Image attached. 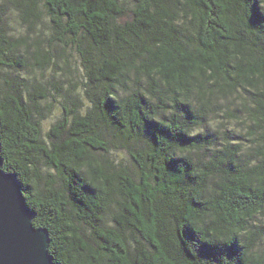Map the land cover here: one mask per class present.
<instances>
[{
  "label": "trees",
  "instance_id": "16d2710c",
  "mask_svg": "<svg viewBox=\"0 0 264 264\" xmlns=\"http://www.w3.org/2000/svg\"><path fill=\"white\" fill-rule=\"evenodd\" d=\"M0 158L53 264H264V0H0Z\"/></svg>",
  "mask_w": 264,
  "mask_h": 264
},
{
  "label": "water",
  "instance_id": "95a60500",
  "mask_svg": "<svg viewBox=\"0 0 264 264\" xmlns=\"http://www.w3.org/2000/svg\"><path fill=\"white\" fill-rule=\"evenodd\" d=\"M1 166L0 158V264H53L48 232L33 226L35 215L17 177L5 173Z\"/></svg>",
  "mask_w": 264,
  "mask_h": 264
},
{
  "label": "rangeland",
  "instance_id": "374dc122",
  "mask_svg": "<svg viewBox=\"0 0 264 264\" xmlns=\"http://www.w3.org/2000/svg\"><path fill=\"white\" fill-rule=\"evenodd\" d=\"M9 21H10L9 24H13L14 26L18 27V25H17L18 19L17 18H15V17L12 18L11 17V19ZM40 21L42 22V24H44L47 21V19H46V17H43V18L40 19ZM40 24H38V26H41V31L44 34L46 32L45 26H43L42 24L40 25ZM38 75L39 74H37V76ZM50 93L52 94L53 99L55 101V102H52L53 99H49V103H52L51 105H53L52 109H53L54 113H53V115H50V117L44 123H42V132H43L44 136L48 133V131L50 130L51 125L56 121V118L58 117L59 112H60V109H59L60 107L57 104L58 101H59V97H58L57 93L53 89H51ZM124 159H128V158L127 157L126 158H122L121 160H124Z\"/></svg>",
  "mask_w": 264,
  "mask_h": 264
},
{
  "label": "clouds",
  "instance_id": "9594fccd",
  "mask_svg": "<svg viewBox=\"0 0 264 264\" xmlns=\"http://www.w3.org/2000/svg\"><path fill=\"white\" fill-rule=\"evenodd\" d=\"M124 95H126V93H121V96H124ZM156 131H163L162 129H159V127L158 126H156V125H149V132L150 133H154V132H156ZM220 238V236H219V233H216V234H214L213 236H211V237H209V240H210V242H216V240L217 239H219ZM219 250H223V248H222V246H220V249Z\"/></svg>",
  "mask_w": 264,
  "mask_h": 264
},
{
  "label": "snow or ice",
  "instance_id": "6c2138e0",
  "mask_svg": "<svg viewBox=\"0 0 264 264\" xmlns=\"http://www.w3.org/2000/svg\"><path fill=\"white\" fill-rule=\"evenodd\" d=\"M34 243H37V244H38V243H39V241H38V240H35V241H34Z\"/></svg>",
  "mask_w": 264,
  "mask_h": 264
}]
</instances>
